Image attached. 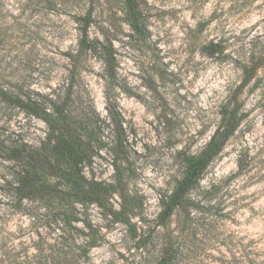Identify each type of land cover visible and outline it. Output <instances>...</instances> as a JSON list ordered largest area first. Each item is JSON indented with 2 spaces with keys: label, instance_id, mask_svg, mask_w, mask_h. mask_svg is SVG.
Returning <instances> with one entry per match:
<instances>
[{
  "label": "rangeland",
  "instance_id": "374dc122",
  "mask_svg": "<svg viewBox=\"0 0 264 264\" xmlns=\"http://www.w3.org/2000/svg\"><path fill=\"white\" fill-rule=\"evenodd\" d=\"M141 2L146 30L139 35L121 0L95 4L92 33L109 39L115 77L91 56L79 63L72 89L71 107L82 118L97 116L83 118L93 156L83 174L106 188L104 206H74L69 235L57 236L42 206L24 203L18 211L7 202L2 185L14 162L0 154V229L9 234L0 264H23L40 245L48 252L64 247L63 264H264V67L255 89H240L241 66L264 57V0ZM88 5L0 0V81L22 88L7 91L63 98L67 89L57 88L77 45L75 18ZM209 43L221 54L208 57ZM233 109L242 119L200 175L194 206L186 202L163 216L182 158L202 152L221 113ZM48 133L43 121L0 101L5 145L43 149ZM122 211L135 235L114 215Z\"/></svg>",
  "mask_w": 264,
  "mask_h": 264
},
{
  "label": "trees",
  "instance_id": "16d2710c",
  "mask_svg": "<svg viewBox=\"0 0 264 264\" xmlns=\"http://www.w3.org/2000/svg\"><path fill=\"white\" fill-rule=\"evenodd\" d=\"M100 0H89L87 10L83 15L75 18L78 29V40L75 50L66 54L71 68L65 78V82L57 89H67L63 98L55 96H40L36 93H14L6 89L16 88L0 81V101L17 108L36 119L43 121L49 130L46 139V147L33 149L23 143L10 142L5 145L0 141V154L5 160H13L14 170L2 185L3 196L15 210H23V204H37L42 206L46 213L45 218L49 224V230L56 232L57 236L69 235V224L75 212L74 206L84 208L94 204L104 206L106 188L100 182L88 181L83 174L84 165L92 161V146L85 137L89 126L83 118H97L94 112L82 114L78 107H71L73 100L72 89L77 88L76 78L79 75V63L88 57L97 56L104 63V71L109 80L115 77L111 67L113 60L109 39L105 37L101 42L93 35L92 28L96 24L93 11L95 4ZM123 13L130 30L135 34H144V17L142 15L141 0H121ZM96 26V25H95ZM95 34V33H94ZM208 57H216L221 54L218 44L209 43L204 47ZM264 67V57L259 54L252 55L246 64L242 65V81L240 89L252 84L255 89L260 82L258 73ZM112 72V74H108ZM65 84V86H64ZM69 106V107H68ZM109 117L114 121L115 117L109 111ZM242 117L237 116L236 110L223 111L219 125L210 137L205 148L198 155L184 156L182 163L184 171L177 181L172 192L165 197L163 202V216H169L174 209L180 208L184 203L194 206L195 199L190 195L198 187V179L210 162L218 156L229 138L234 134ZM121 128V127H119ZM122 131V130H121ZM194 198V197H193ZM33 208V207H32ZM31 208V209H32ZM22 212V211H21ZM114 215L121 223L126 225L135 235V228L126 217L125 212H117ZM0 229V250L4 246L6 236ZM66 235V236H67ZM87 245V243H86ZM52 249L54 246H52ZM14 250L11 248L10 252ZM38 250V256L26 258L23 264H63L61 254L64 247H58L55 252H48L42 245ZM70 251V249H68ZM1 256V255H0ZM13 256V254L11 255ZM37 258V259H36ZM10 264H16L12 262Z\"/></svg>",
  "mask_w": 264,
  "mask_h": 264
}]
</instances>
